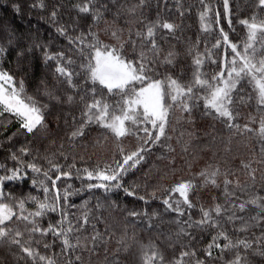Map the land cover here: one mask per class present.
Wrapping results in <instances>:
<instances>
[{
    "label": "snow or ice",
    "instance_id": "1",
    "mask_svg": "<svg viewBox=\"0 0 264 264\" xmlns=\"http://www.w3.org/2000/svg\"><path fill=\"white\" fill-rule=\"evenodd\" d=\"M250 3L251 14L234 20L231 0H197L198 34L179 53L163 48L161 41L182 28L159 14V4L155 19H140L150 8L148 0H114L111 5L108 0H76L68 10L62 0H0L13 16L34 15L54 33L45 40L32 26L20 34L0 19V62L13 56L17 65V73L0 68V151L5 153L0 162V264H264V0ZM163 7L171 13L168 0ZM175 8L185 18V6ZM192 8L188 5V12ZM124 16L129 17L126 36L118 25ZM133 22L139 25L135 32ZM237 22L240 35L232 36L227 29H235ZM58 38L66 45L53 49ZM37 52L52 70V82L41 79L29 94L25 77ZM181 55L191 62L177 75ZM41 95L47 100L41 102ZM247 101L255 102L258 115L241 125L239 109ZM201 119L213 122V132L216 124L227 129L222 144H231L233 134L259 142V158L240 163L243 181L227 160L215 162L220 158L213 153V160L190 179L165 183L177 174L178 156L180 170L198 162L196 148L204 149L193 142L199 139L195 129ZM9 124L18 127L4 136ZM175 125L182 126L176 138L179 151L170 143ZM205 135L209 145L215 143V135ZM132 139L134 144L126 143ZM109 143L110 159L95 166L78 151ZM158 147L166 149L157 157L165 162L163 168L153 165L143 181L129 183L126 177L140 171ZM148 177L156 183L149 184ZM221 177L223 202L214 195L210 206L197 207L190 193L220 189ZM28 181L42 198L16 195L14 186ZM121 193L143 208L121 209ZM156 200L159 205L153 208ZM115 211L121 212L124 231L113 250ZM165 217L175 225L174 233L158 235L170 253L151 239L146 244L137 240L134 232L128 236V225L151 233ZM101 224L103 231L97 227ZM205 235L198 250L199 237Z\"/></svg>",
    "mask_w": 264,
    "mask_h": 264
},
{
    "label": "trees",
    "instance_id": "2",
    "mask_svg": "<svg viewBox=\"0 0 264 264\" xmlns=\"http://www.w3.org/2000/svg\"><path fill=\"white\" fill-rule=\"evenodd\" d=\"M62 2L65 4V9L68 10L71 8V5L76 2V0H62ZM114 2V0H108V3L111 5ZM121 3H127L132 4L135 2V0H120ZM232 7L234 9V16L233 19H237L238 17H248L251 14L252 8L250 0H231ZM148 3L150 4V8L144 9V14L140 19L147 22L149 19H155L158 14V4L159 7V14L163 17H170L172 20L175 21L178 25H181L182 30H178L176 32L175 37H169L167 42L161 41L163 44V48L165 50L169 49L170 47L179 52V53H185L187 44L189 40H195L198 29H199V21L197 19V12L196 8L198 7L197 0H168V8L171 9V13H169L167 10L163 7V0H148ZM177 3H182L185 6V18L181 19L179 16V13L176 11L175 5ZM215 3V0H214ZM193 5L192 11L188 12L187 6ZM115 16V12L113 11L108 15V19L111 20L112 17ZM0 19H7L11 25L16 29L17 33L20 34H27L29 29L32 26H36L35 28H32L33 31H39L42 37L47 40L50 35H54V33L51 32L48 25L39 23L38 18L36 16L25 17L24 19L19 18L18 16H13L6 8L0 7ZM65 20L68 19V16L65 15ZM129 24V17L124 16L118 18V25L124 28L125 36L127 35V27ZM105 27L103 23L100 25V31H101V38L104 39V41L107 43L109 42V38L103 35L102 29ZM139 27V25H135L133 22V32L136 31V28ZM224 27L227 29V24L225 23ZM240 29L241 26L237 22L235 24V29H227L232 36H239L240 35ZM202 35V34H201ZM112 43H115V41H111ZM239 42V41H237ZM66 45V41L63 39L58 38V43L53 44V49H56L58 47H63ZM201 49H203V44H201ZM128 54L131 55V50H128ZM190 59H187L184 55L177 57V63L178 67L176 68L177 75L180 74L181 68L185 67L186 63L190 64ZM30 63V69L28 71L26 79V89L29 94H32L35 92L37 84L40 82L41 79L47 78L49 82L51 83V69L45 68L43 63L41 62V56L40 53H35L34 56H32L29 60ZM0 68H3L5 70H9L13 73H17V65L15 64V60L13 56H9L7 59H5L3 62H0ZM20 75H23V73L17 74V80H19ZM191 75L190 72L188 74ZM82 82V81H81ZM248 92L251 91V89H247ZM41 102H44L47 100L46 97L43 95L40 96ZM79 100V97H77V101ZM67 107V105L65 106ZM240 115L238 117V122L243 125L246 122V118L248 116H256L258 115L256 110V105L254 101H247L244 105L240 106ZM76 116L79 117V112H76ZM69 119H71L69 117ZM213 122L208 120H198L196 125V131L198 133L199 139L195 140L193 143L197 146L203 147V151H200V148H196V151L199 153L198 156V162L194 163L191 170L188 169L187 166H183V170H180L181 165H183V161L180 160L179 156L177 157L178 160V171L177 174L173 177L172 175H169L167 181H165L166 184H172L174 181H179L181 178L183 179H190L195 173L199 172L201 167L209 160H213V153L216 154L220 159L215 161L217 163H223L225 160L228 161L227 167L232 168L234 171H237V174L239 175L241 181L245 179V176L243 174V170L240 169V163L242 160L248 161V160H255L259 158L260 153V144L259 142L254 139L250 138L248 135L240 136L237 134L232 135V142L231 144H222L220 143L221 139H224L225 141L228 138V131L227 129L222 128L221 125L216 124V131L213 132V129L209 127L210 124ZM175 124V121H174ZM61 125L63 126V121H61ZM176 131L172 132L171 129L169 130V134L173 137V139L170 141V143L177 148V151H179V147L176 145V138L180 135V132L182 130L181 125H175ZM251 126V125H250ZM258 126V125H257ZM18 125L16 124H9L8 130L3 133L4 136L11 135L12 132L16 131V128ZM55 127V125H53ZM183 127H187V125H184ZM205 132H209L216 136V141L214 144L209 145L210 136H206ZM64 132H60V136H63ZM92 137H95L97 135V132H92ZM126 143L134 144L135 140L132 139L131 141H128ZM207 146V147H205ZM112 145L109 143L105 145L103 148H99L96 150H93L91 147L88 149L86 153L83 152V149H78L79 152L84 154L86 157L90 156V160H88V163L95 166L97 163H102L105 160L110 159V155L108 153L110 152ZM227 149H230L229 151H226ZM166 149L164 148H155L153 150V153L151 156L148 157L147 162L144 164V167L135 173V175H129L126 177L129 183L132 181H143L146 178V173L150 168L153 167V165H159L161 168L164 166V161H160L157 159L161 153L165 152ZM5 153L3 151H0V162L3 161ZM77 163H80L78 160ZM253 167H260V165L253 163ZM221 183L220 189H213V188H204L201 187L196 195H192L190 193V196L194 203H197V207H199V204H204L206 207L210 206L212 204V197L215 195L219 197L220 201L223 202V194H222V177L219 178ZM149 184L156 183V180L154 177H148ZM10 186L6 189V191L11 190ZM15 191L16 195H20L21 192L23 194L28 195L31 193V195H39L41 198L43 197L42 192H37L36 189L31 188V181H28L27 183L23 185H15ZM76 187H79V181H76ZM257 188H259V185H257ZM175 198L179 199V195L175 194ZM118 199L121 201L120 207L121 209L124 207L132 208V207H139L143 208L142 202L139 201H133L132 198L125 197L121 193L118 197ZM74 201L76 204L80 203V198H74ZM157 205H159V200H156L153 202L152 207L155 208ZM28 207H32V205H28ZM74 211V209H73ZM109 215L108 212H105V216L107 217ZM113 219L111 220V223L115 226L116 232L112 239V249L114 250L118 245L116 244V241L120 239L121 234L124 231V223L123 218L120 211H115L112 213ZM45 226L47 224V220H45ZM98 228H100L101 231H103L104 226L97 225ZM229 231L231 232V226H228ZM175 225L170 223L168 220V217H165L162 222L158 223L157 230L153 231L151 233L147 231H143L140 228L133 229L132 225L127 226V232L128 236L131 237L133 235V232L135 234V237L137 240L148 243V241L151 239L153 243H160L162 246L166 249L167 252H171V247H168L167 245L163 244V239L158 233H174ZM208 239L207 235L199 237V243L197 245V249L199 250L200 247H203L204 243ZM41 250L42 246H41ZM56 251H59V249H55ZM49 255L51 252L48 253ZM122 255H124L122 253ZM10 259V257H9ZM102 259V254H101Z\"/></svg>",
    "mask_w": 264,
    "mask_h": 264
}]
</instances>
